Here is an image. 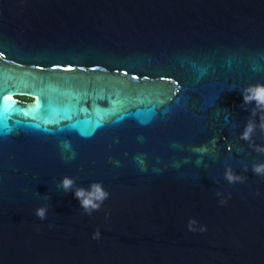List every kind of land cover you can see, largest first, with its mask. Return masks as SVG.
<instances>
[{
	"label": "water",
	"instance_id": "95a60500",
	"mask_svg": "<svg viewBox=\"0 0 264 264\" xmlns=\"http://www.w3.org/2000/svg\"><path fill=\"white\" fill-rule=\"evenodd\" d=\"M255 84L264 0H0V264H264Z\"/></svg>",
	"mask_w": 264,
	"mask_h": 264
},
{
	"label": "clouds",
	"instance_id": "9594fccd",
	"mask_svg": "<svg viewBox=\"0 0 264 264\" xmlns=\"http://www.w3.org/2000/svg\"><path fill=\"white\" fill-rule=\"evenodd\" d=\"M244 103H250L253 100L256 102V107L261 108L262 111L259 115V121H260V128L264 129V84H255V85H249L245 90L243 94ZM256 116L257 111L256 108H253L252 111V119L249 120L248 124L245 127V130L243 133H241V139L249 141L250 146L255 147V150L257 152H264V146L255 144V142L252 139V134L256 129ZM218 138L214 137L211 143L215 145V142ZM67 147V144L65 145ZM197 151H202L204 153H208L210 149L207 146H201L197 149ZM252 170L255 174L264 176V162L262 163H256L252 165ZM245 171H247V168H245ZM225 178L229 183H236V182H244L247 177L241 174L235 173L231 166H229L225 171ZM75 183V180L73 177L65 176L61 182L60 185L62 186L65 191H69L73 188V185ZM259 194V193H258ZM110 193H108L106 190H104L102 183L100 182H94L90 189H84L77 187L75 189V197L80 201V204L85 212H87L89 215L93 213L95 210H99L101 205L103 204V201L106 200L109 197ZM218 196H221L220 203L224 204L226 203V199L223 198L222 193L218 192ZM48 206L44 205L36 209V215L40 217L41 219L46 218ZM196 224L195 220H191L189 222V229L193 232L197 231V229L194 227ZM199 232L203 233L207 231V226H201L198 229ZM101 231L97 229L93 234L92 238L99 240L101 238Z\"/></svg>",
	"mask_w": 264,
	"mask_h": 264
},
{
	"label": "flooded vegetation",
	"instance_id": "af4514ba",
	"mask_svg": "<svg viewBox=\"0 0 264 264\" xmlns=\"http://www.w3.org/2000/svg\"><path fill=\"white\" fill-rule=\"evenodd\" d=\"M13 97L18 100V102H30L33 100L34 95H24V94H15Z\"/></svg>",
	"mask_w": 264,
	"mask_h": 264
}]
</instances>
